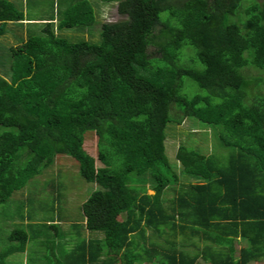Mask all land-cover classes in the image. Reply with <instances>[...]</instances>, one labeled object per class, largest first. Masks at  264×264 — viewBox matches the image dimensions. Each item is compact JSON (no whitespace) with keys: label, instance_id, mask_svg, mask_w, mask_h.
<instances>
[{"label":"trees","instance_id":"trees-1","mask_svg":"<svg viewBox=\"0 0 264 264\" xmlns=\"http://www.w3.org/2000/svg\"><path fill=\"white\" fill-rule=\"evenodd\" d=\"M101 1L125 18L88 42L60 32L93 36L89 0L45 21L0 0V37L27 26L0 73V204L64 155L99 189L53 264L264 262V0ZM7 217L0 264L23 253L32 225L28 210Z\"/></svg>","mask_w":264,"mask_h":264},{"label":"rangeland","instance_id":"rangeland-1","mask_svg":"<svg viewBox=\"0 0 264 264\" xmlns=\"http://www.w3.org/2000/svg\"><path fill=\"white\" fill-rule=\"evenodd\" d=\"M7 1L23 13L24 19L39 21H45L50 18L56 19V12L62 11L72 3L70 2L72 0ZM89 2L95 17L94 25L90 29L91 31L93 30V36L91 37L88 34L87 29L79 30L75 28L62 29L60 36L70 41L83 39L88 42H97L99 27L102 23L115 22L125 18L117 15L116 3H104L101 0H89ZM36 23L39 22L36 21ZM25 27H27L25 21L20 25L15 23L6 24L5 31L0 37V56L3 62L2 66H0V73H3V70L5 71V68L9 64V58L6 53L7 48L15 46L20 39H24ZM151 50V48H148L149 52ZM246 72L251 76L255 75V72L251 70H246ZM193 87L195 86L193 85ZM195 90L197 91L196 87ZM261 91L264 92V85L261 86ZM188 122L194 127H198L199 125L193 119H189ZM186 123V121L181 123L180 127L183 128L179 129L178 125H175L176 130H168L169 136L164 143L165 154L168 159L173 158L179 138L183 137L184 133L190 132L189 129H186ZM169 126L167 124V127ZM170 128H173V126H170ZM202 132L206 135L208 134V130L194 131V134ZM85 134L92 135L89 132ZM196 140L197 138H191L185 144L190 145V142ZM90 145L94 150V137L90 139ZM98 189L96 184L88 183L78 175L76 164L70 157L57 155L52 164L44 169L41 174L32 178L22 191L15 192L7 202L0 204V249L7 243L4 238L9 229L13 227L6 221L10 219L7 217L8 215L11 217L17 214L25 215L26 210H28L32 223L31 226L22 227L27 233V242L23 253L11 254L10 257L5 259L6 264H53L52 253L56 258L61 260L63 252L71 249L75 243V237H77L75 236V226L71 227V225L78 224L81 219L80 204L88 194ZM28 193L29 202L26 204L25 197ZM146 193L152 194L149 189L146 190ZM17 200L22 203V208H20ZM24 220L26 221V219ZM24 220L23 224L27 223ZM46 222L58 223V226H56L57 230L54 232L51 228H42L40 226ZM80 233L83 234L82 231ZM239 246L240 242L235 243V251H237ZM113 259L116 260V258ZM248 264H264V262Z\"/></svg>","mask_w":264,"mask_h":264},{"label":"crops","instance_id":"crops-1","mask_svg":"<svg viewBox=\"0 0 264 264\" xmlns=\"http://www.w3.org/2000/svg\"><path fill=\"white\" fill-rule=\"evenodd\" d=\"M249 263H256V262H249ZM259 263V262H258Z\"/></svg>","mask_w":264,"mask_h":264}]
</instances>
